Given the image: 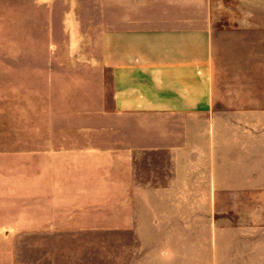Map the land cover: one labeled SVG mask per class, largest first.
<instances>
[{"label":"crops","instance_id":"obj_1","mask_svg":"<svg viewBox=\"0 0 264 264\" xmlns=\"http://www.w3.org/2000/svg\"><path fill=\"white\" fill-rule=\"evenodd\" d=\"M6 1L10 26L68 44L110 90L103 129L38 131L5 156L20 204L0 210L3 236L178 233L221 172L236 186L237 122L261 123L264 170V0Z\"/></svg>","mask_w":264,"mask_h":264},{"label":"rangeland","instance_id":"obj_2","mask_svg":"<svg viewBox=\"0 0 264 264\" xmlns=\"http://www.w3.org/2000/svg\"><path fill=\"white\" fill-rule=\"evenodd\" d=\"M4 3L0 0V210L7 206L12 213L19 208L20 187L7 182L18 179L20 169L6 165L5 156L36 145L38 131L103 129L99 115L108 107L110 81L109 76L82 73L85 60L70 57L68 44L36 41L41 37L30 31L22 36L20 27L6 20ZM238 111V118H244V107ZM236 130V186L229 188L228 172H221L220 186L212 187L213 201L205 187V201L188 204L187 228L139 239L117 232L62 234L55 240L0 233V264L50 258L56 264H264L262 127L237 122Z\"/></svg>","mask_w":264,"mask_h":264}]
</instances>
